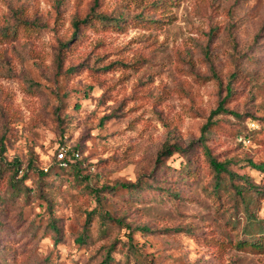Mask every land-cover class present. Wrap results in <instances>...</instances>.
<instances>
[{
    "label": "rangeland",
    "instance_id": "rangeland-1",
    "mask_svg": "<svg viewBox=\"0 0 264 264\" xmlns=\"http://www.w3.org/2000/svg\"><path fill=\"white\" fill-rule=\"evenodd\" d=\"M250 159L264 0H0V264H264Z\"/></svg>",
    "mask_w": 264,
    "mask_h": 264
},
{
    "label": "trees",
    "instance_id": "trees-1",
    "mask_svg": "<svg viewBox=\"0 0 264 264\" xmlns=\"http://www.w3.org/2000/svg\"><path fill=\"white\" fill-rule=\"evenodd\" d=\"M83 20H86V18L83 19ZM87 20H88V18H87ZM76 23H77V25H79L80 21H77ZM218 108H219L218 110H224V111H230L231 110L228 107H225L222 103L219 105ZM232 112H234V111H232ZM205 126H207V124ZM75 149H77V148H75ZM180 149L181 148L179 146L172 147V145L166 144L164 146V148L159 152L158 160H161L163 158V156H170L176 150H180ZM209 158H210V162H211L213 168L215 169L216 173L221 174L222 172L225 171V172L229 173L232 176L236 175V173L229 167L230 161H220V160H218L215 156H213L210 153H209ZM249 163H250V165L252 167H255L257 169H260V170L264 171V162H256V161L250 159ZM44 172H45L44 170H40V173L43 174ZM21 178H23V177H21ZM121 185L123 187H129V186H137L138 183L137 182H123ZM110 259H111V256L108 257V261H106V262H104L102 264H109L110 263L109 262Z\"/></svg>",
    "mask_w": 264,
    "mask_h": 264
},
{
    "label": "built area",
    "instance_id": "built-area-1",
    "mask_svg": "<svg viewBox=\"0 0 264 264\" xmlns=\"http://www.w3.org/2000/svg\"><path fill=\"white\" fill-rule=\"evenodd\" d=\"M64 154H65V152H64V149H60L59 150V152H58V155L64 160ZM75 154H79V152L77 151V152H75Z\"/></svg>",
    "mask_w": 264,
    "mask_h": 264
}]
</instances>
